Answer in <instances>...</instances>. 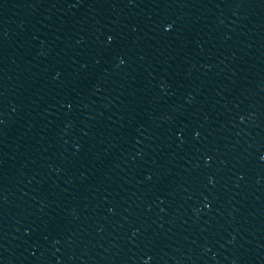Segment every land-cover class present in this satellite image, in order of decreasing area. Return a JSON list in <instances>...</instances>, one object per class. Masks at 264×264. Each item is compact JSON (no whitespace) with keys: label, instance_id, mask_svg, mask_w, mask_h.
<instances>
[{"label":"water","instance_id":"obj_1","mask_svg":"<svg viewBox=\"0 0 264 264\" xmlns=\"http://www.w3.org/2000/svg\"><path fill=\"white\" fill-rule=\"evenodd\" d=\"M0 264H264V0H0Z\"/></svg>","mask_w":264,"mask_h":264}]
</instances>
